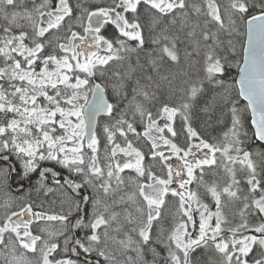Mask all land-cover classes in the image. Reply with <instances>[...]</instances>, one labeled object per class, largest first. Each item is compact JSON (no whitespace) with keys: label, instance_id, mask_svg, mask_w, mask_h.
I'll return each instance as SVG.
<instances>
[{"label":"snow or ice","instance_id":"1","mask_svg":"<svg viewBox=\"0 0 264 264\" xmlns=\"http://www.w3.org/2000/svg\"><path fill=\"white\" fill-rule=\"evenodd\" d=\"M0 264H264V0H0Z\"/></svg>","mask_w":264,"mask_h":264}]
</instances>
